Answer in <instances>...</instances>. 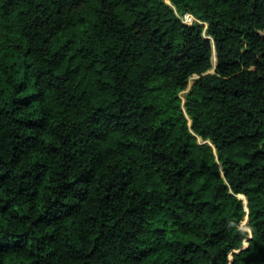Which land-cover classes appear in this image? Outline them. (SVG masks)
I'll list each match as a JSON object with an SVG mask.
<instances>
[{
	"label": "trees",
	"instance_id": "16d2710c",
	"mask_svg": "<svg viewBox=\"0 0 264 264\" xmlns=\"http://www.w3.org/2000/svg\"><path fill=\"white\" fill-rule=\"evenodd\" d=\"M0 264H264V0H0Z\"/></svg>",
	"mask_w": 264,
	"mask_h": 264
},
{
	"label": "rangeland",
	"instance_id": "374dc122",
	"mask_svg": "<svg viewBox=\"0 0 264 264\" xmlns=\"http://www.w3.org/2000/svg\"><path fill=\"white\" fill-rule=\"evenodd\" d=\"M167 1V0H166ZM182 19L188 23H193L195 21H197V19L195 17H193L191 14H186L185 16L182 17ZM192 84V81L190 80L189 85L187 87V89L183 92L180 93L181 98L184 100V95L188 92L190 86ZM199 142H203L201 139H199Z\"/></svg>",
	"mask_w": 264,
	"mask_h": 264
},
{
	"label": "water",
	"instance_id": "95a60500",
	"mask_svg": "<svg viewBox=\"0 0 264 264\" xmlns=\"http://www.w3.org/2000/svg\"><path fill=\"white\" fill-rule=\"evenodd\" d=\"M214 54L216 55V51L214 50ZM213 54V55H214ZM212 62H213V65H214V67H213V69L212 70H210V71H208L207 73H212V72H214L215 71V67H216V65H217V56H216V61L214 62V60L212 59ZM206 73V74H207ZM198 76H195V78H197Z\"/></svg>",
	"mask_w": 264,
	"mask_h": 264
},
{
	"label": "built area",
	"instance_id": "2783aa9c",
	"mask_svg": "<svg viewBox=\"0 0 264 264\" xmlns=\"http://www.w3.org/2000/svg\"><path fill=\"white\" fill-rule=\"evenodd\" d=\"M181 19H182V17H181ZM183 20V19H182ZM184 21V20H183ZM184 22H186V21H184ZM188 23V22H187Z\"/></svg>",
	"mask_w": 264,
	"mask_h": 264
}]
</instances>
